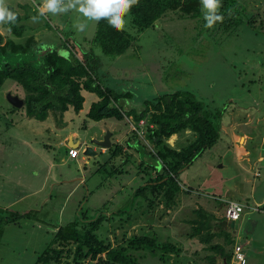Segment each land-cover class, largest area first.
Masks as SVG:
<instances>
[{
	"label": "rangeland",
	"instance_id": "obj_1",
	"mask_svg": "<svg viewBox=\"0 0 264 264\" xmlns=\"http://www.w3.org/2000/svg\"><path fill=\"white\" fill-rule=\"evenodd\" d=\"M240 1L244 3L249 14L253 15L254 24L257 27L260 25L261 28L252 29L246 24H238L228 32H221L213 27H205L203 13L194 18H177L172 11H168L160 16L153 26L137 35L135 45H138V48L132 45L122 54L112 57L102 54L96 46L86 42L93 33L95 22L88 21L87 30L79 33L74 29L73 23L82 17L76 12L38 17L37 21L44 26L40 43L58 44V35H70L75 42L83 43L86 50L89 47L92 49L99 61V71L105 72L103 82L118 90L121 88L129 91L125 98L128 100H120L122 107L138 110L142 100L154 94L188 90L197 98H205L210 104L212 102L214 107L225 105V113L222 115L216 143L179 172L178 184L180 191L184 190V193L182 191L180 195L175 194L174 205L169 209L163 207L159 198H154L151 204L147 205L141 196L134 195L135 189L143 184L147 173L154 175L151 170L147 172L138 168V155L134 150L129 148L132 159L122 163L121 157L104 161L107 156L99 153L104 147H99L91 135L95 134L97 138L102 136L101 133L98 134V130L103 122L94 126L97 135L91 129L90 134H81L84 143L78 148L76 157L67 156L62 164L47 167L48 178L53 176L50 171L54 170V176L57 174L73 177L77 182L68 181L56 186L50 199L42 204L44 193L15 202V195L25 191L31 192L36 184L40 183L41 175L32 176L34 159L25 158L30 155L32 148H43L52 152L53 148L48 146L51 144L52 133L32 126L34 122H27L29 117L24 114L22 106L12 111L13 114H9L11 109L6 94H16L22 98L23 90L13 80L5 79L0 85V212H32L18 223L2 225L0 264H31L55 231V227L79 216L80 213H84L88 219L100 214L105 216L98 225L97 234L108 240L111 245L124 243L131 234L146 232L158 240L172 241L179 247V254H171L169 262L206 264L205 256L208 255L209 248L189 241L191 225L189 222H179L180 218L187 220L196 216L193 212L196 203L187 201L186 198H195L196 195L198 198V192H213L228 198L224 192L227 186L235 188L234 192L229 188L232 198L243 195L244 178L239 176L236 168V148L242 143L238 141L240 130L237 128L247 127L245 139L250 138L254 140L253 143L259 142L260 138L264 140V0ZM36 2L40 3L39 0ZM6 3L15 7L17 3H25L28 5V12L34 10L35 16H38L36 7L29 0H6ZM17 9L21 12L20 7ZM125 20L124 30L132 33L129 15ZM0 34L3 38L9 35L1 25ZM84 97L87 100L90 96L86 94ZM89 103L90 101L88 105ZM45 120L50 123V127L56 128L51 115ZM141 121L135 123L131 117L106 121V129L113 131L110 141L113 142L115 137L124 145L125 140L131 136V129L134 128L138 130V137L141 138L144 125ZM234 128L237 131L232 133ZM188 133L189 130H185L184 135ZM173 139L171 136L166 141L174 145ZM87 146L95 152L94 155L83 154L81 148ZM68 147L66 145L54 148V155L64 156ZM221 163L222 167H219L218 164ZM257 164L263 170L261 174L254 177L250 169L245 175L249 176L259 192L264 189V162ZM112 166L116 167L114 172L110 171ZM211 174L214 179H221V182H211ZM79 177L80 181L77 180ZM11 178L21 180L15 185ZM188 188L192 189L193 194ZM200 197L198 200L201 202L204 198ZM24 205L35 206L36 210L25 209ZM179 206L180 210L176 212ZM236 234L240 235V238L233 236L230 244L238 242L243 245L249 253L247 264H264V254L261 260H257L254 256L257 250L252 242L246 244L241 228L238 227ZM215 253L216 262H221L219 253ZM135 254L144 264H162L146 251L139 250Z\"/></svg>",
	"mask_w": 264,
	"mask_h": 264
},
{
	"label": "trees",
	"instance_id": "obj_2",
	"mask_svg": "<svg viewBox=\"0 0 264 264\" xmlns=\"http://www.w3.org/2000/svg\"><path fill=\"white\" fill-rule=\"evenodd\" d=\"M7 5L18 17L14 25H1L9 35L3 38L0 34V85L5 79L13 80L23 90L21 106L24 114L36 121H43L51 115L57 128L65 125L63 113L68 107L74 112L81 108V90L94 93L97 97L90 102L86 118L118 121L131 117L135 123L142 120V137H138L136 128L131 129V136L124 144L137 153L138 168L147 172L151 170L154 175L147 173L134 195L141 196L147 205L154 198H159L163 207L169 209L174 203L175 193L180 190L179 172L216 143L225 105L214 107L212 102L197 98L188 90H174L142 100L138 110L124 108L120 100H128L125 98L129 91L118 90L103 82L105 72L99 71V61L90 47L86 50L83 43L75 42L70 35H58V44L40 43L44 26L38 21L33 22L35 11L30 10L29 13L25 3L16 5L21 13L17 7ZM221 5L219 14L224 16V20L217 22L214 30L228 32L238 24H246L252 29L261 28L254 24L253 15L249 14L242 1L221 0ZM168 11H172L177 18H194L203 13L200 0H139L128 14L132 33L116 31L107 20L102 19L95 22L93 33L86 42L96 46L104 55H120L132 45L138 48L135 45L137 35L153 26ZM203 22L206 23L204 17ZM10 109L9 114H13L12 111L18 108L10 105ZM80 128L84 129L85 124L81 123ZM185 130H189L187 135H184ZM172 134L176 135L173 146L166 141ZM106 150L107 159L121 157V163L132 159L130 152L116 142L110 143ZM115 170V166L110 167L111 172ZM31 212H0V239L2 225L18 223ZM195 215L196 218L190 220L189 234L195 236L199 243L209 244L215 236H221L226 244L231 242L232 236L224 217L216 218L200 209ZM104 217L100 214L88 219L80 213L64 224H58L31 264H144L135 254L139 250L156 257L162 264H173L168 261L169 256L179 254V247L174 242L158 240L146 232L131 234L124 243L111 245L97 234L98 225ZM208 248L218 253L222 250L218 243L209 244ZM223 256L228 264L229 255L226 253ZM205 259L206 264H223L216 262L211 254Z\"/></svg>",
	"mask_w": 264,
	"mask_h": 264
},
{
	"label": "crops",
	"instance_id": "obj_3",
	"mask_svg": "<svg viewBox=\"0 0 264 264\" xmlns=\"http://www.w3.org/2000/svg\"><path fill=\"white\" fill-rule=\"evenodd\" d=\"M13 6L15 7V5H13ZM17 11H18V9H17ZM19 13H21V12H19ZM83 91L84 90H81V94L83 96L81 108L78 110V112H74L71 107H68L67 110H65L64 117H63V121L65 122V125L63 127H61V128L50 127V123H47L48 121H46V120H43L45 122H43V121L36 122V120H34L32 118H29L27 120V122H29V123L34 122V124H32V126L36 127L37 129L46 130V131H48L47 133H52V136L50 138L51 142L49 140V142L51 144H48L50 149H52L53 147L57 149V147H59V146H66L67 145L66 144L67 143L66 142L67 137H70V139L72 141L78 142V148H79L80 145L82 143H84L83 140H81L82 138H84L83 136H81V134H90L89 130L91 129L97 135V130L95 129L94 126L99 122H103L102 125L104 126L103 127L102 125H100L99 130H98V134L101 133L102 136L100 138H97L95 136V134H91V135L94 137V139L101 140L104 133L109 132V142L112 143V141H110V136L112 135L113 131H111L110 129L109 130L106 129L107 126H106L105 122L106 121L111 122L114 119H111V118L110 119H104V120L100 119V120L94 121V120H91L89 118H86L85 114H86L88 106H89L88 102L97 100V97L95 95L93 96L92 93H88L86 91L83 92ZM86 94H88L90 96V97H88L89 100L88 99L86 100V97H84V95H86ZM81 123L85 124L84 129L80 128ZM237 129L240 130L239 131L240 135H238V137H239L238 141H242V143L240 145H238L239 146L238 148L235 147L237 149V152H236L237 153L236 168L238 169L239 176H242L244 178L242 181L244 184L243 195L236 196L234 194L236 197L232 198L233 196H232V193L229 192V188L233 192L235 191V188L232 189L231 187L227 186V188L225 189L224 192H226L227 196H229L228 198H224V196L222 194H216L213 192L212 193H206V194H200L201 192L194 190V191L198 192L199 197L201 196L200 199L201 198H204V199H201V202H200L198 200L199 197L197 198V195L195 198H192V196H189L190 194H188L189 197L186 196V197H188L186 199H187V201H191V202L196 203L195 206L193 207L194 209L192 208L193 212L194 211L196 212L200 209L204 212L211 213L216 218L223 217L222 209H223L224 202L227 200H235V201L240 202L242 205H244L243 211L241 212L239 218L237 219L236 228L235 229L231 228L228 224L229 220H226L227 228L230 229V233H231L232 238L234 236L237 239L240 238V235L236 234V231H237L238 227L241 228L242 233H244L243 235H245V238H246V239H244V241L246 242V244H249L252 242V245H254V248H256V250H257V253L254 254V256L256 258H258L257 260H261L263 258V254H264V189L257 192L255 185H253L252 180H250L249 176H247V174L245 175V173H248L249 170L252 169L251 174L255 177V176H258L259 174H261L263 172V170H261V168H259V165L257 163L264 162V140H262L260 138L259 142L253 143L254 140L252 141V139H250V138L249 139L247 138L248 140L245 139L247 136V130H248L247 127L237 128ZM236 131H237L236 128H234L232 133L233 132L235 133ZM172 136L174 137V139H173V141H174L176 139V135L172 134ZM117 140L118 139L114 137L113 142H116V143L122 145L123 150L130 152L129 148H127L125 144L123 145L122 143L118 142ZM23 143H25V142H23ZM169 145H170V143H169ZM171 146H173V144ZM229 146L232 147V145H229ZM99 147H101V146H99ZM54 148L52 149V152H48L43 148H41V149L32 148L31 149L29 154L32 157L30 155H27V158H25V160H30V158L34 159V167L31 170L32 176L41 175L40 176V183L36 184V187L31 192L25 191L22 194H18L17 196L15 195L14 196L15 202H20L23 198L28 197V196H33V195H36L39 193H44L42 198H41L42 199L41 204H42L44 202H47L50 199V195H51L53 188H55L56 186L58 187L63 182L76 181L73 177L72 178L67 177V176L63 177L62 175H57V174H56V176H54L55 175L54 170L50 171V174L53 176H49V178H48L47 167L49 168L52 164H54V166L56 167L57 164H62L68 158L67 157L68 156L67 151H66L65 155L62 157L58 156V155H54ZM81 149H84V147H82ZM99 153L102 155L108 156V152H107L106 148H104L103 151L99 150ZM115 158H117V157H115ZM104 161H110V159L106 158V160H104ZM103 162H101V163H103ZM113 165H115V164H113ZM256 165L258 167H256ZM218 166L222 167V163L218 164ZM55 167L53 169H55ZM239 171H241L244 175H242ZM60 176H62V177H60ZM235 176H236V174H235ZM11 180H14L13 181L14 184L16 183L15 185H17V184H19V181L21 179L20 178H15V179L11 178ZM32 180H34V179H32ZM77 180L80 181V177L77 178ZM210 181L211 182H213V181L221 182V179H217V178L214 179V177L212 175V177L210 178ZM249 182H250V184L248 185ZM182 191L184 193V190H182ZM182 191L178 190L176 193L178 195H180L182 193ZM188 191L193 194L192 189L190 190L188 188ZM220 191H222V190H220ZM191 198H192V200H191ZM206 200H208V201H206ZM202 204H204L206 206H203ZM24 206L23 207L25 209L26 208L27 209L36 208L35 206L32 207L31 205L30 206L24 205ZM180 207L181 206L178 207L176 212H179ZM34 210H36V209H34ZM173 214H174V212H173ZM194 218H196V216ZM191 219H193V218H191ZM191 219L186 220V218H180L179 222L184 223V224H187L189 222V224H190ZM242 219H243V221L241 222ZM247 235L249 237L248 239H247ZM188 238H189V241H191V242L195 241L196 242L195 244H198L204 248H205V246L208 247L209 244H213V243H218L219 245H221L222 250L219 253V256H220V259L222 261L224 259L223 255H225L226 253L229 255V253L231 251L232 245L230 243L226 244L221 236L220 237H217V236L213 237L210 240L209 244L199 243L195 236H190ZM232 238H231V240H232ZM235 244H239V243L236 242ZM239 245L241 246L242 244H239ZM241 249L243 250V253L245 256L244 257L245 258L244 263H242V264H247V260H249V253L247 251H245L243 245L241 246ZM209 254L214 256V258L216 259V257H215L216 253L214 250L209 248L208 255ZM253 259H254V257H253ZM228 264H232V263L228 262Z\"/></svg>",
	"mask_w": 264,
	"mask_h": 264
},
{
	"label": "clouds",
	"instance_id": "obj_4",
	"mask_svg": "<svg viewBox=\"0 0 264 264\" xmlns=\"http://www.w3.org/2000/svg\"><path fill=\"white\" fill-rule=\"evenodd\" d=\"M32 3L38 12V16L32 17L33 22L46 14L55 16L76 12L82 19L74 21L73 27L77 32L84 33L88 28V21L98 23L102 19L107 20L108 25L116 31H123L126 25L125 17L132 7L138 5L139 0H41L39 4L32 0ZM200 3L206 21L205 27L212 28L217 22H223L224 16L219 14L221 0H200ZM17 17L18 14L10 10L6 0H0V25H14Z\"/></svg>",
	"mask_w": 264,
	"mask_h": 264
},
{
	"label": "built area",
	"instance_id": "obj_5",
	"mask_svg": "<svg viewBox=\"0 0 264 264\" xmlns=\"http://www.w3.org/2000/svg\"><path fill=\"white\" fill-rule=\"evenodd\" d=\"M29 2L33 5L32 0H29ZM77 152H78L77 148H73V147L67 148V155L71 158L76 157ZM243 208H244V205H242L240 202L235 201V200H227L224 202L223 209H222L223 217L229 221L237 220L241 212L243 211ZM244 257L245 256L241 249V246L239 244H233L231 247V251L229 253L228 261L232 264H242L244 263V260H245Z\"/></svg>",
	"mask_w": 264,
	"mask_h": 264
},
{
	"label": "water",
	"instance_id": "obj_6",
	"mask_svg": "<svg viewBox=\"0 0 264 264\" xmlns=\"http://www.w3.org/2000/svg\"><path fill=\"white\" fill-rule=\"evenodd\" d=\"M6 99L7 101L10 103V105L14 106V107H21L22 105V99L19 98L17 95L15 94H10V93H7L6 94ZM66 144L67 146L69 147H73V148H77L78 147V142H75V141H72L70 139V137H67L66 139ZM94 142L98 145V146H101V147H104V148H107L109 145H110V142H109V132H105L102 139L101 140H94ZM95 152L90 148V147H85L83 149V154L85 155H93ZM229 226L231 228H236V224H237V220H230L229 221ZM223 264H227L224 260L222 261Z\"/></svg>",
	"mask_w": 264,
	"mask_h": 264
}]
</instances>
